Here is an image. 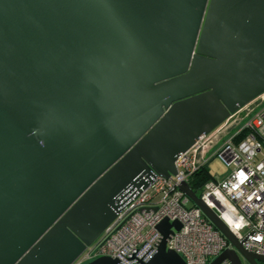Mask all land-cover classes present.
Wrapping results in <instances>:
<instances>
[{"label":"water","instance_id":"95a60500","mask_svg":"<svg viewBox=\"0 0 264 264\" xmlns=\"http://www.w3.org/2000/svg\"><path fill=\"white\" fill-rule=\"evenodd\" d=\"M261 93L264 0H0V264H72ZM178 187L230 244L208 264L264 262ZM172 228L144 264H186Z\"/></svg>","mask_w":264,"mask_h":264},{"label":"built area","instance_id":"2783aa9c","mask_svg":"<svg viewBox=\"0 0 264 264\" xmlns=\"http://www.w3.org/2000/svg\"><path fill=\"white\" fill-rule=\"evenodd\" d=\"M262 149L264 93L179 154L174 175L153 177L72 264H85L99 256L115 258L116 264H144L157 251L161 234L156 224L163 218L180 223L178 230L172 228L166 247L186 264L212 261L230 244L178 186L188 183L191 174L214 157L228 170L206 182L198 196L246 250L264 255V156L258 159Z\"/></svg>","mask_w":264,"mask_h":264},{"label":"trees","instance_id":"16d2710c","mask_svg":"<svg viewBox=\"0 0 264 264\" xmlns=\"http://www.w3.org/2000/svg\"><path fill=\"white\" fill-rule=\"evenodd\" d=\"M244 135V133H242ZM213 175L209 172L207 165L201 166L196 169L188 179V184L190 188L195 192L196 195L203 189V186L206 182L213 180ZM264 264V262L259 263Z\"/></svg>","mask_w":264,"mask_h":264},{"label":"rangeland","instance_id":"374dc122","mask_svg":"<svg viewBox=\"0 0 264 264\" xmlns=\"http://www.w3.org/2000/svg\"><path fill=\"white\" fill-rule=\"evenodd\" d=\"M237 127L238 125L233 127L229 132L234 131ZM262 156H264V149H262V152L258 155V159H260ZM207 168L213 176H222L228 170V168L217 157L212 158L207 163ZM198 195H200V192ZM243 264L247 263L244 261Z\"/></svg>","mask_w":264,"mask_h":264}]
</instances>
